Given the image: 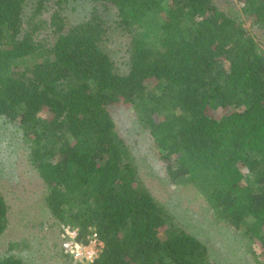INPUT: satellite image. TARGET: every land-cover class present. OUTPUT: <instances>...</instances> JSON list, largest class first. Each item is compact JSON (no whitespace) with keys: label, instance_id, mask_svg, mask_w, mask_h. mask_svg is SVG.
Listing matches in <instances>:
<instances>
[{"label":"trees","instance_id":"1","mask_svg":"<svg viewBox=\"0 0 264 264\" xmlns=\"http://www.w3.org/2000/svg\"><path fill=\"white\" fill-rule=\"evenodd\" d=\"M238 1L264 28V0ZM74 2L89 13L71 22ZM116 32L124 72L106 47ZM115 107L133 111L168 181L200 191L264 264V49L240 17L216 0H0V116L21 129L60 229L96 235L89 264H218L144 182ZM9 210L0 189V237Z\"/></svg>","mask_w":264,"mask_h":264},{"label":"rangeland","instance_id":"2","mask_svg":"<svg viewBox=\"0 0 264 264\" xmlns=\"http://www.w3.org/2000/svg\"><path fill=\"white\" fill-rule=\"evenodd\" d=\"M216 1L225 11L239 16L264 49V28L245 16L240 2ZM85 6L83 3H70L64 6V12L71 22L79 21L89 13ZM52 9L51 4L49 10ZM113 15L111 13V17ZM127 42L126 36L116 32L106 46L122 72L127 69ZM112 112L117 130L129 145L144 182L167 206L177 225L206 243L218 264H255L246 241L229 226L216 221L200 191L192 185L176 186L168 181L164 165L155 156L149 134L141 127L133 111L115 107ZM0 189L10 206L9 226L0 237V255L17 253L31 264H68L69 255L62 247L63 230L45 205L46 186L29 161L22 131L17 124L1 116ZM101 247H98L99 251Z\"/></svg>","mask_w":264,"mask_h":264},{"label":"built area","instance_id":"3","mask_svg":"<svg viewBox=\"0 0 264 264\" xmlns=\"http://www.w3.org/2000/svg\"><path fill=\"white\" fill-rule=\"evenodd\" d=\"M78 229L71 225H66L62 232V247L65 253L71 255L80 263H92L98 257L99 246L102 243L94 235L88 243H83L78 239Z\"/></svg>","mask_w":264,"mask_h":264}]
</instances>
